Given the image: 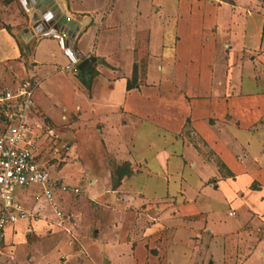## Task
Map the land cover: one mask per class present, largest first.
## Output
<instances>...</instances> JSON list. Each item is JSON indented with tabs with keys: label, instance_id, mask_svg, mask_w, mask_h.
<instances>
[{
	"label": "crops",
	"instance_id": "obj_1",
	"mask_svg": "<svg viewBox=\"0 0 264 264\" xmlns=\"http://www.w3.org/2000/svg\"><path fill=\"white\" fill-rule=\"evenodd\" d=\"M19 1L28 17L20 35L29 41L37 38L31 55L34 66L50 62L45 59L50 46L73 62L65 51V40L71 43L78 59L103 58L107 65L93 63L94 85L111 90L110 94L116 78L122 76L124 82L123 97L118 101L113 102L109 94L97 100L111 108L102 111V122L109 121L108 126L119 133L137 118L152 121L161 128L155 130L162 140L179 144V150L174 152H163L166 145L160 146L154 158L164 166L166 181L173 175L169 167L175 159L174 170L182 174L189 165L197 182L186 183L188 179L178 173L181 180L174 192L165 189L160 196L144 201L140 190L132 191L125 185L127 179L141 171L137 167L140 162L124 158L136 172L115 186L109 183L113 177L108 171H95L87 194L96 199L97 205H84L80 197L70 216L94 220V227L102 229V238L98 239L99 229L85 243L72 238L76 246L68 262L62 264H84V256H90L86 244L92 245L93 251H97V244L103 246L102 261L93 258L86 264H264V15L259 17L260 11L251 8L254 0H147L159 6L154 15L142 8L145 0H54L58 6L55 15L65 16L66 20L61 29L45 25L41 33L33 32V15L39 21L50 19L36 7L39 1ZM168 4L170 8L161 20L156 13ZM164 23L174 30L173 60L168 65L170 77L161 90L166 108L158 110L154 108L157 96L147 97L144 91L161 89L150 78L149 70H166L159 64L166 44L162 39L156 43L153 39L158 32L162 36ZM5 24L12 27L9 30L0 25V78L7 82L12 78L14 61L20 58V49L12 35L16 26L13 20ZM69 31H75L76 36L69 37ZM217 42L224 50L217 51L216 56ZM251 42L257 47L249 46ZM156 44L160 53L152 54L150 49ZM140 52L144 55L140 56ZM115 54L130 57L128 72L120 65L119 57L113 62ZM134 67L136 84L126 89ZM6 88L10 87L5 85L1 92ZM142 98L144 101L139 102ZM151 99L155 102L149 107L142 103ZM232 148H241L242 158ZM253 148L258 151L250 157L248 151ZM223 205H227L228 216L236 217L234 220L219 217L218 208ZM13 224L5 229L4 244L13 238ZM36 227L42 229L39 224ZM65 228L72 234L69 227ZM6 257L15 259L2 250L0 264H8ZM49 262L47 258L43 264Z\"/></svg>",
	"mask_w": 264,
	"mask_h": 264
},
{
	"label": "rangeland",
	"instance_id": "obj_2",
	"mask_svg": "<svg viewBox=\"0 0 264 264\" xmlns=\"http://www.w3.org/2000/svg\"><path fill=\"white\" fill-rule=\"evenodd\" d=\"M158 1L154 0L153 2ZM255 2L262 3L263 5L259 4L256 6ZM252 7L260 11L261 16L259 17L262 18L264 15V2L262 0H254V3L251 5ZM142 8L147 10L150 15H154L159 6L145 0L142 3ZM169 8V4L167 6L164 5L156 15L162 20L165 10ZM252 11L255 10L252 9ZM5 19L9 23L13 20L14 26L16 25L15 33L12 35L20 49V58L13 63L12 78L7 82L3 78H0V92L5 85L12 88L24 79H35L37 81V86L33 93L32 116L35 120L41 121L44 126L52 128L58 135L57 141L44 137L40 146L38 159L43 163L51 178L76 186L79 189L78 194H58L56 192L58 194H55L57 209L61 211V217L56 216L54 209L45 200H34V192L39 190L37 186L30 185L15 189V197L25 203L24 205L27 207L32 206L33 209L37 208L40 217L37 219L19 220L13 222L14 224H6L5 229L13 224V231L12 228L10 231L13 238L11 237L12 240L9 244L3 243L1 251L3 250L7 256L11 254L15 258L11 260L6 257L8 264H43L44 259L47 258L50 264L68 262V259H70L69 253L76 246V241L72 242L71 239L75 238L80 244L85 243L86 238L90 239V236H93V231L99 229L98 226L94 227V220L73 218L70 216V210L80 197H83L84 205H97L96 199L87 194V188L93 185L92 174L95 171L98 174L101 170L105 169L108 171L110 177H113V180L109 179V183L114 186V183L118 179L116 173L117 167L125 162L123 161L124 158L137 162V164L141 163L137 166L140 167L141 171L127 179L125 185H129L132 191L140 190L145 195L144 201H146V198L151 199L155 195L160 196L166 191L165 189L169 193L174 192L181 180L178 173L180 176L183 174V177L188 179L186 183L191 185L197 183L195 182V173L189 165L183 168L182 174L180 170H174L175 159L172 160L174 163L169 167V172L173 175L166 181L164 166L159 160L154 158L157 156V152L160 151V146L166 145V150H163V152H174L175 150H179V144L175 143L171 145L168 141L162 140L157 135L159 131L155 130L161 128L159 126L155 127L152 121L137 118V121L130 122L129 127L122 128V131L119 133H117L115 128L108 126L109 121L106 123L102 122L105 116L102 114V111H108L111 108L107 104L97 102V100L99 98L102 99V96L106 97L111 90L107 91L106 88H103L98 83L94 85L96 79L94 71L91 72V82L87 87L80 79L81 76L78 74L77 62L74 64L66 56H62L57 48L52 46H50V53L54 52V55L50 56L49 53L45 58L46 60H50V62L47 61V63L34 66L36 64L31 62V55L37 38L29 41L30 38L26 37L23 39L20 35L23 34L22 27L28 24V17L19 0H0V25L6 26L9 30L12 29V27L5 24ZM162 26V36L160 37L158 32L154 34L153 39L155 43L162 39L163 43L166 44L159 55V64L166 67V70L162 72L155 69V71L153 67L149 70L150 78H154L156 81L154 84H160L161 89L157 90V87H151L144 91V94H148L147 97H151V95L153 97L157 96L156 107L154 108L158 110L166 108L165 104L162 103V100H165V96L161 93V90L170 77L168 65L173 60L172 41L174 40V30L171 28V25L164 23ZM159 28L157 27L156 29ZM142 32L146 36L147 33L144 29ZM248 45L257 47L252 42ZM261 47L264 49V40ZM156 48L157 44L154 48L150 49L152 54L160 53V49L158 52ZM223 50L221 43L217 42L215 44L216 56L217 51L221 53ZM142 55H144V52H140V56ZM117 57H119V63L124 71L128 72L130 57L127 55L125 58L120 57V54L118 56L115 54L112 56L113 62H117ZM82 59L84 58H80L79 60ZM154 60L155 58L152 59V65ZM144 63V61L141 62V68H143ZM65 65L71 66L72 69L67 70ZM94 66V64L91 66L92 70H94ZM140 71L141 73L143 72L142 69ZM7 72L9 73V70ZM123 82L122 76L116 78L114 81L112 92L109 94L110 98H113V102L123 97ZM93 92H96L97 96L96 100H93V106H90L91 103L89 101H92ZM140 101H144L143 98ZM154 102L151 99L150 101L145 100L142 103H146V106H148V104H153ZM154 119H157V117ZM186 128L184 131H186ZM104 135H106V138ZM232 151L235 154H239L242 158L241 148H232ZM257 151L255 148L248 151L250 157ZM247 157L249 158V156ZM133 171L136 172L135 170ZM150 173L151 176H148L147 174ZM95 185L98 184L95 183ZM107 205L109 206L108 202ZM110 208L111 206H109ZM218 212L219 217L223 220H234L236 218L227 215V205L220 206ZM36 224L41 225L42 229H38ZM26 226L27 228L24 231ZM66 226L71 229L72 234L65 228ZM5 229L4 234L5 231L7 232ZM101 230H98V239L102 238L103 233H101ZM21 236H23L22 239ZM86 247L90 256H84L86 257V260L83 261L84 264L91 263L93 258L102 261V255H100V251L103 249L102 245H96L97 251H93L92 245L86 244ZM124 259L126 261L128 258ZM126 264L129 263L126 262Z\"/></svg>",
	"mask_w": 264,
	"mask_h": 264
},
{
	"label": "built area",
	"instance_id": "obj_3",
	"mask_svg": "<svg viewBox=\"0 0 264 264\" xmlns=\"http://www.w3.org/2000/svg\"><path fill=\"white\" fill-rule=\"evenodd\" d=\"M65 68L72 69L69 65ZM36 86L35 79H24L0 93V251L6 224L40 217L37 208L27 207L15 197L16 188L37 186L34 200H45L59 217L62 214L57 209L55 193H79L76 186L51 178L38 159L44 137L57 141L58 135L32 116Z\"/></svg>",
	"mask_w": 264,
	"mask_h": 264
},
{
	"label": "water",
	"instance_id": "obj_4",
	"mask_svg": "<svg viewBox=\"0 0 264 264\" xmlns=\"http://www.w3.org/2000/svg\"><path fill=\"white\" fill-rule=\"evenodd\" d=\"M38 1L39 2H38L36 7L38 9H42L43 15L47 19H50V20H48V21L46 20L47 22L46 21H39L38 19H36V15H33V18L36 20V22L34 23V27H33L34 31L33 32L41 33V31L45 30V25H52L53 26L52 28L56 29V30L61 29L62 25L66 19H65V16L58 18V15H55V13L58 11V6L55 4L54 0H38ZM44 7H48V8H50V10L48 11ZM57 18H58V20H56ZM54 20H56V22H54ZM71 23H72V21L69 20L68 24H71ZM68 34H69V37H71V38H74L76 36L75 31H71V32L69 31ZM64 47H65L66 53L72 58V60L77 62V70L79 71L81 79H83V80L88 79L89 68L91 67V65L94 62L97 61V62H100L104 65H107L106 61L99 56H88L82 60H79L78 55L74 51L71 43L68 42L67 40L64 41Z\"/></svg>",
	"mask_w": 264,
	"mask_h": 264
},
{
	"label": "trees",
	"instance_id": "obj_5",
	"mask_svg": "<svg viewBox=\"0 0 264 264\" xmlns=\"http://www.w3.org/2000/svg\"><path fill=\"white\" fill-rule=\"evenodd\" d=\"M91 71H92V67L89 68L88 79L87 80H83L80 77L81 81L87 87L90 85V82H91ZM79 76H80V74H79ZM136 79H137V72H136V68L134 67V69L132 71L131 78L128 79L127 82H126V89H130V88L134 87L135 84H136ZM116 173H117V178L118 179H117L116 183H114V186L119 183V181L121 180V178L123 176H130V175L135 174V172L132 170V168H131V166H130V164L128 162H124L122 165L118 166Z\"/></svg>",
	"mask_w": 264,
	"mask_h": 264
}]
</instances>
